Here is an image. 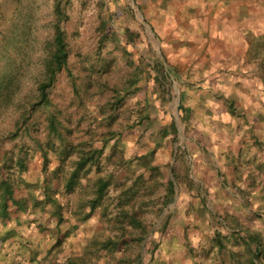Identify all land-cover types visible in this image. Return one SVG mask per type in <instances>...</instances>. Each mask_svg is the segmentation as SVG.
<instances>
[{
  "label": "rangeland",
  "instance_id": "1",
  "mask_svg": "<svg viewBox=\"0 0 264 264\" xmlns=\"http://www.w3.org/2000/svg\"><path fill=\"white\" fill-rule=\"evenodd\" d=\"M104 1L111 4L110 7L113 8L116 0H70L66 4L69 20L65 27L70 57L68 67L60 72L55 85L51 88L52 106L54 109L62 110L60 118L74 130L75 142L90 138L97 140L112 129L122 132L121 147H124L129 154L142 155L156 146V152L149 155L146 160L158 166L161 174L158 175V180L149 181L154 192L147 206L148 211L143 217L148 231L145 239L136 240L123 250L108 251L102 248L101 242L108 238H115L120 233L117 215L121 187L139 180L142 172L144 178L150 180L151 171L144 172V166L137 160L114 171L113 165L108 163L104 156L101 160L103 174L113 172L114 175L103 206L75 227L81 205L94 195L93 186L97 175L93 170L85 178L83 177V181L74 192L63 197L68 209L67 220L62 223L61 229L71 233L64 244L63 251L58 255V264H68L69 256L83 257V260L89 264H139L140 261L142 264H149L150 255L147 252V245L153 239H157L160 235V244L169 249L178 238L174 233H181L161 227L166 217L164 205L166 183L172 176V166L176 163L180 166L179 161H176V154L179 152L177 147L186 145L189 134L184 130L179 109L180 103H183L179 92V80L183 79L180 67L183 66L179 56H171L169 53L171 45L168 43L166 46L165 43H161L160 38L168 39L169 36L170 40L179 42L171 46L173 48H181L182 38L175 34L177 31L166 33L161 28L162 17L155 16L156 9L151 7L157 8L156 4H153L154 1L148 0L145 9H142L138 2L143 0H119V4L125 8L123 14L115 21L119 28V35L115 39L102 42V32L99 28L102 21L101 3ZM127 6L132 8V12L127 10ZM53 7L54 0H0V78L11 73L22 84L21 94L14 101L15 103L8 107L0 106V158L4 149L15 150L17 153L19 148L25 147L29 151L27 158L33 159L35 167L29 173H23L22 177L34 184H40L44 175L41 172L42 156L36 149L33 138L29 137L28 133H24V129L15 138L9 136L15 130V122L22 110L20 105L34 99L35 85L42 78L44 44L53 35ZM151 19L156 29H153L154 26L151 27ZM179 19L181 21V17ZM166 21L165 24H168ZM125 25L142 32L143 43L139 44V54L144 56L145 63L150 64L154 59L161 58L166 61L168 69L171 70L168 101L165 104L161 103L156 93H152L151 82L147 84L148 81L145 79L140 80L137 87L129 88L130 94L126 95L122 103H116L115 88L127 86L134 72L123 50L125 42L122 31ZM86 64L107 67L102 72L101 81L88 77L84 68ZM171 65L178 67V75L177 70L172 69ZM149 69L152 73L154 72L153 68ZM190 88L193 91L190 101L196 108L205 107L198 100L207 95L203 90L208 89L209 86L193 85ZM209 99L215 100L212 92ZM195 101H198V104H195ZM142 106L147 107L149 118L145 119L142 125L127 127L134 121L136 110ZM46 116L47 112L44 108H40L32 114L31 118V123H34L33 135L44 141L47 139L48 132ZM171 117L176 119L180 128L174 143L169 137H162V128ZM50 157L52 162L47 175L48 179L60 164L59 158L53 151L50 152ZM75 159V154H72L66 162V172L72 169ZM186 161L188 165L192 164L189 156L186 157ZM31 189L22 185L21 192L27 195L28 190ZM33 191L36 194L40 189L36 186L33 187ZM51 210L50 204L31 207L22 216V224L15 222L3 229V233L12 229L15 234L14 241L9 239L4 245H0V264H32V257L37 253L39 262L49 264L58 233L49 222ZM172 225L169 224L170 227ZM214 226L211 225L206 230H202L201 244L191 247L193 264H233L230 252L242 250L241 246L234 244H230L228 249L221 250L211 243L210 237L213 233L215 234L216 228L223 233L228 231L227 228L222 229L223 224L217 223ZM255 230L264 235V229ZM138 258L139 260L136 261ZM186 258L187 256L183 255V259L178 262L172 261L165 264H184Z\"/></svg>",
  "mask_w": 264,
  "mask_h": 264
},
{
  "label": "crops",
  "instance_id": "2",
  "mask_svg": "<svg viewBox=\"0 0 264 264\" xmlns=\"http://www.w3.org/2000/svg\"><path fill=\"white\" fill-rule=\"evenodd\" d=\"M152 1L157 6H151L155 16L162 17L161 28L166 33L177 31L182 38L181 48H173L179 42L159 35L161 43L171 45V56L182 59L179 92L192 112L183 121L189 133L178 159L179 179H183L166 205L164 218V228L181 233H174L178 238L169 249L160 244L159 235L149 264L178 262L183 255L184 264H193L191 247L201 244L202 230L217 223L228 231L216 228L211 243L221 250L230 244L241 246V251L230 252L235 264L233 253L247 254L243 242L236 239L240 230L256 232L264 240L255 230L264 229V80L249 58L251 44L264 35V0ZM147 2L138 4L145 9ZM171 67L178 75V67ZM193 85L209 86L203 90L207 95L198 100L205 107L196 108L190 101ZM211 92L215 100L209 99ZM187 156L192 164H187ZM217 235L224 238V248Z\"/></svg>",
  "mask_w": 264,
  "mask_h": 264
},
{
  "label": "trees",
  "instance_id": "3",
  "mask_svg": "<svg viewBox=\"0 0 264 264\" xmlns=\"http://www.w3.org/2000/svg\"><path fill=\"white\" fill-rule=\"evenodd\" d=\"M70 0H54L53 7V35L44 44V57L42 59V78L38 80L34 88V99L32 101L19 104L22 109L19 118L15 122V130L10 134V138L19 136L22 129L24 133H28L36 144V149L42 156L41 172L44 175L43 181L39 183L29 182L22 177L23 173H29L34 167L33 159L27 158L29 151L25 147L19 148L17 153L15 150H3V155L0 158V245L11 239L14 241V232L12 229L3 233V229L13 223L22 224V216L27 213L31 207L50 204L52 210L49 214V222L54 226L58 233L56 241L53 245V255L49 259V264H58L59 253L63 251L64 244L67 241L71 231H63L62 223L67 220L66 211L68 205L63 197L69 195L83 181L88 173L93 170L97 175L94 181L93 197L81 205L80 215L77 227L84 222L92 213L99 207L103 206L104 199L108 188L112 184L114 173L103 174L104 168L101 164L102 158L105 156L108 163L113 165L114 171L120 167L130 165L134 161L140 162L145 170L151 171L150 180L144 178L143 172L139 176V180L131 185L125 184L121 187V194L118 201L119 212L117 215V223L120 233L115 238H108L101 242L102 248L108 251L123 250L128 245H131L136 240L145 239V234L148 232L143 221V217L148 211V203L153 194L152 186L149 181L158 180V175L161 174L160 168L152 165L146 159L149 155L156 152L155 146L149 152L142 155L129 154L124 147L122 141V132L109 129L99 139L90 138L74 141V130L68 127L60 118L62 110L54 109L51 100V88L55 85L58 76L62 70L68 67L70 49L67 40L66 22L69 20L66 4ZM101 24L100 31L102 32L101 41L115 39L119 35V28L116 25V19L123 14L124 6L119 4V0L115 1L112 7L111 4L104 1L101 3ZM127 10L132 12V8L127 6ZM112 20V22H111ZM114 21V22H113ZM124 54L127 61L133 69V73L129 79V84L123 88H115L117 92L116 103H122L128 94L129 88L137 87L140 80H147V84L152 87V93H156L161 99V103L165 104L168 101L171 70L168 69L164 59H154L150 64L145 63L144 56L139 54V44L143 43L142 32L129 26H123ZM136 55V58H135ZM249 58L256 63L257 69L261 78L264 80V35L258 37L251 44L249 50ZM88 77L96 81H101L102 72L107 67H97L95 64L84 65ZM149 68H153L154 72ZM172 68V67H171ZM22 91V84L17 80L15 75L7 73L0 78V106L8 107L10 104L19 98ZM89 91V89H88ZM78 92V91H77ZM91 92V91H90ZM89 98V97H88ZM182 102V100H181ZM44 108L47 112L46 128L47 139L36 137L32 133L34 123H31L32 114ZM182 121L190 118L192 110L186 108L183 103H180ZM234 112V111H233ZM149 118L147 107L142 106L136 110L134 121L127 127L133 128L143 124L145 119ZM179 128L173 117L165 123L162 128V137L170 138L171 142H175L178 138ZM26 152H25V151ZM179 151L176 154V161L182 158L184 149L181 146L177 147ZM53 151L59 158L60 164L54 169L50 179H48V171L50 170L51 157L50 152ZM24 153V154H23ZM75 154L76 159L73 161L72 169L66 172V162ZM179 165L172 166L173 178L168 179L166 183V195L164 205H168L174 199L176 186L180 184L182 179H179ZM18 173V175H16ZM69 173V174H67ZM188 175V173H187ZM186 182V181H184ZM22 185L28 189L27 195H23ZM38 187L40 191L34 194L33 187ZM166 225V219L163 222V228ZM246 231V230H245ZM240 230L237 240L245 245L247 254L233 253L232 258L236 261L235 264H264V240L260 234L256 232H246ZM242 233V234H240ZM219 245L224 248L226 245L224 238L217 235ZM11 241V242H12ZM159 242L155 238L147 245V252L151 256L154 255L158 248ZM38 253L33 255L32 264H42L38 261ZM139 258L136 260L138 261ZM68 264H89L83 260V257H67ZM94 264V263H93ZM139 264H142L140 261Z\"/></svg>",
  "mask_w": 264,
  "mask_h": 264
}]
</instances>
